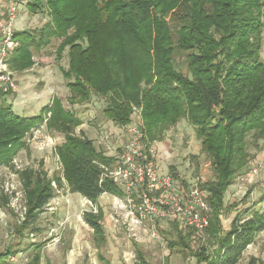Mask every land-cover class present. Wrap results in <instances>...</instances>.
Returning <instances> with one entry per match:
<instances>
[{
	"label": "trees",
	"instance_id": "obj_1",
	"mask_svg": "<svg viewBox=\"0 0 264 264\" xmlns=\"http://www.w3.org/2000/svg\"><path fill=\"white\" fill-rule=\"evenodd\" d=\"M25 7L50 20L40 30L14 32L17 46L9 68L15 73L31 68L34 53L57 38L56 57L67 56L59 70L68 95L66 103L54 96L37 115L22 116L6 99L15 92L0 90V166L13 168L16 154L28 148L27 136L43 125L63 139L54 147L59 173L48 176L43 164L15 170L25 207L16 232L39 233L37 218L65 186L95 208L82 217L94 244L106 242L98 198L123 192L105 175L115 155H106L77 130L82 120L74 106L94 98L116 127L126 129L138 111L152 144L182 119L193 127L214 173V180L202 185L211 207L209 224L201 234L183 228L185 235L167 246L189 250L196 264H238L264 230V211L256 203L242 207L227 229L220 215L229 210L224 205L228 187L250 164V148L260 149L264 140V0H30ZM0 208L10 209V195L1 193ZM198 240L210 247L196 248ZM43 245L29 244L24 264H41ZM16 252L6 247L0 262Z\"/></svg>",
	"mask_w": 264,
	"mask_h": 264
},
{
	"label": "rangeland",
	"instance_id": "obj_2",
	"mask_svg": "<svg viewBox=\"0 0 264 264\" xmlns=\"http://www.w3.org/2000/svg\"><path fill=\"white\" fill-rule=\"evenodd\" d=\"M21 1L23 0L18 2ZM15 15L12 26L14 32L40 30L44 25V21L46 19L50 20V17H45L43 13L32 14L26 7L19 5ZM4 17L6 18V16ZM35 37L37 39V35ZM59 43L60 40L54 38L42 48L41 52L34 53L33 60L36 65L31 68L20 73L11 70L16 83L15 93L20 91L21 97L15 100L14 94H10L7 95L6 99L8 102L14 103V110L18 114L22 116L37 115L40 108L46 104V102H43L45 96L51 100L52 95L58 94L66 103L64 93L66 95L67 91L59 67L60 65L66 66L67 56L64 52L62 59L59 60L56 57V49ZM261 54L264 59V33ZM178 62L179 69L185 71L184 67H181L180 61ZM26 96L31 101L27 104H25L27 101ZM91 100L89 103L74 107L76 114L82 120V124L77 130L85 132L86 136L94 141L96 148L99 150L116 155L121 149L119 146L123 141V136L125 137V129L112 125L110 121L104 118L102 101L97 102L94 98ZM26 105L28 107L23 110L22 107H26ZM135 116L137 115L135 114L133 119ZM49 139L52 141L50 142ZM62 140V136L40 127L27 136L28 148L20 150L16 154L13 160V168L0 166V196L1 193L10 195V209L0 208V253L6 247L14 246V249L16 248L19 252L12 255H16L21 259L18 264H24L31 255L30 248L27 249L29 244L40 242H44L41 264H47L48 260L53 264H62L63 262L65 264H90L92 258L93 261L95 260L92 232L87 224L83 222L82 217L84 211L91 209L90 205L80 199L81 195L78 193L71 195L65 188L55 193L56 196L49 201L44 211L37 218L35 227L40 228L39 233L30 234L29 229L24 230L23 235L16 232V224L21 222L19 221L20 213L24 205L22 183L15 170L26 167L39 168L40 164H43L42 167L47 171L48 176L59 173L60 162L54 153V147L60 144ZM47 141L50 142L49 146L45 145ZM259 144L260 149L250 148L252 155L250 164L257 161L261 156L264 149V140L260 141ZM155 149L156 155L157 149L160 154L161 151L165 150L161 158L170 174L191 182L197 181L201 188H203L204 183L214 180L210 161L202 152L200 141L197 139L193 127L185 119L179 121L175 126L169 127L165 131L162 140L156 143ZM244 170L235 176L233 183L225 193L224 205L229 210L226 209L220 216L226 228L229 227L230 221L236 215L237 210L242 207L256 203V207L264 211V199L261 203H257L264 198V180L261 181L260 177L246 179L244 176L246 170ZM109 206L111 208V203L108 201L105 210L113 212ZM112 216H114V213H112ZM111 224H114V221L113 223L111 221ZM156 230L164 240V244L161 243L160 239H156L160 240L159 242L154 239V264H196V258L189 250L179 251V253L170 256L167 246L168 237L162 236L158 227H156ZM127 234V231L119 228L114 243H121L124 246L129 244L131 240L128 239ZM109 238L114 241L112 237ZM19 242H21L20 245ZM163 245L165 246L162 247ZM205 245L208 246L206 241L202 240H198L197 245L195 244L196 248ZM169 256L172 258L171 262ZM251 260L254 264H264V230L260 232L256 241L245 249L238 264H249Z\"/></svg>",
	"mask_w": 264,
	"mask_h": 264
},
{
	"label": "built area",
	"instance_id": "obj_3",
	"mask_svg": "<svg viewBox=\"0 0 264 264\" xmlns=\"http://www.w3.org/2000/svg\"><path fill=\"white\" fill-rule=\"evenodd\" d=\"M18 1L0 0V90L4 93L16 91L14 75L8 65L9 56L17 46L12 26L18 5L27 3L26 0ZM135 114L137 116L126 126L125 143L115 155L112 166L105 168V175L123 192L121 196L110 194L114 223L122 224L132 237L144 223H152L154 228L150 235L161 241L164 240L156 230L160 221H174L182 229L201 234L208 227L211 214L206 191L197 181L183 188L172 174L159 168L155 146L145 139L138 111L134 109L132 116ZM50 142L45 145L49 146ZM244 176L264 180V149L258 160L248 166ZM24 213L25 207L21 210V219ZM20 260L10 255L0 264H18Z\"/></svg>",
	"mask_w": 264,
	"mask_h": 264
},
{
	"label": "crops",
	"instance_id": "obj_4",
	"mask_svg": "<svg viewBox=\"0 0 264 264\" xmlns=\"http://www.w3.org/2000/svg\"><path fill=\"white\" fill-rule=\"evenodd\" d=\"M26 1L28 3L30 0H26ZM27 3H23L20 6L25 7ZM2 5H3V7H5V4H2ZM34 65H36V64L34 63ZM66 91H67V88H66ZM67 95H68V91H67L66 95L64 93V97H66ZM54 96L61 98V96L58 94H55ZM54 96L52 95L51 99ZM13 97H15V100L17 98L19 99L21 97L20 91H18L17 93H14ZM26 97H27V101L25 104L31 102L30 99H28V96H26ZM49 101H51L50 98L49 97L47 98V96H45L43 102L44 103L46 102V104H47ZM10 103H12V102H10ZM12 105L14 108V103H12ZM27 107H28V105H26V107H22V109L26 110ZM25 116H28V115H25ZM110 123L112 124V122H110ZM122 139H123V141H121V143H120L121 145L119 146V144H118V146L120 148L122 147V145L125 143V141L127 139L126 130H125V137L123 136ZM156 143H155V146H156ZM104 153L108 156H114L112 154H107L106 152H104ZM164 153H165V150H163V152L161 151V154H160V152H158V149H157V155H156L157 165L159 166V168L161 170H164V171L170 173L166 169V167L164 166V162L162 161V158H161L164 155ZM159 158H161V159H159ZM175 178L178 180L181 187H183V188H186L188 186V184L191 183V181H189V180L181 179L179 177H175ZM64 188L67 189L65 186H63L60 190H57L55 193H58L59 191H61ZM72 194L74 195V193H71V195ZM55 196L56 195L54 194V196L52 198H54ZM80 199H82L83 201L88 203L90 205V208H93V206L89 203V201H87L84 197L81 196ZM108 201H109V203L112 204L113 199H112V196L110 194H107V193L100 195L98 198V202H97L98 206L102 209V212H103L102 225H103V228L105 231L106 242L104 243V245L97 247L94 244V242L92 241V243H93L92 246L95 250V260L93 261V258H92V260H91L92 262L90 264H154L153 257H154L155 241H154V238H152L150 235L152 229L154 228V224L149 223V222L144 223L140 228L137 229V233H136L135 237L129 236V233H128L127 237L131 241L129 242V244H126L125 246L121 243H114L116 241V238H117L116 235H117L118 229L121 228L122 230H125V231H126V229L120 223L111 224V221H112V223L114 221L113 216H112L113 212L110 210L109 211L105 210L106 203H108ZM109 208H110V206H109ZM221 216H220V218H221ZM221 221H222V218H221ZM83 222H84V220H83ZM222 225H223V223H222ZM157 227H158V230L160 231V233L162 234V236H167L169 240L175 239L176 235L178 237V234L185 235V234L180 232V230H184V229L180 228V226H178L177 223H175L174 221H167V222L166 221H160V222H158ZM223 228L227 229L224 225H223ZM89 229H91V228L89 227ZM91 232H92V229H91ZM109 237H112L114 241H111ZM156 241L159 242L160 240H156ZM113 243H114V245L110 246ZM161 243L164 244L163 241ZM164 246L165 245H163L162 247H164ZM168 253L170 254V256H172L174 253L177 254L179 252L170 251V249H169ZM169 259L171 262L172 258L170 257ZM167 261H168V259H167ZM47 262L52 263L49 260ZM62 264H65V262H63ZM83 264H85V263H83Z\"/></svg>",
	"mask_w": 264,
	"mask_h": 264
}]
</instances>
